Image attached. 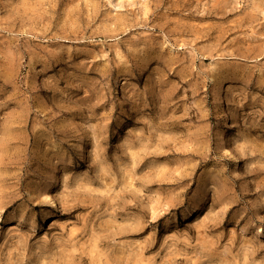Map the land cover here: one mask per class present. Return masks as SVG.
<instances>
[{
  "label": "rangeland",
  "instance_id": "374dc122",
  "mask_svg": "<svg viewBox=\"0 0 264 264\" xmlns=\"http://www.w3.org/2000/svg\"><path fill=\"white\" fill-rule=\"evenodd\" d=\"M0 264H264V0H0Z\"/></svg>",
  "mask_w": 264,
  "mask_h": 264
},
{
  "label": "bare ground",
  "instance_id": "6f19581e",
  "mask_svg": "<svg viewBox=\"0 0 264 264\" xmlns=\"http://www.w3.org/2000/svg\"><path fill=\"white\" fill-rule=\"evenodd\" d=\"M88 148H89V147H88ZM58 185H59V180H58V178H57V179L54 181V183H52V184L50 185V187H49L50 191L54 193V191L56 190V188L58 187ZM50 195H51V193H50ZM48 196H49V195H48ZM50 200H51V202H52L53 205H56V204H57V203H55L56 201H55V199H54L52 196H50ZM46 218H49V215H47Z\"/></svg>",
  "mask_w": 264,
  "mask_h": 264
}]
</instances>
